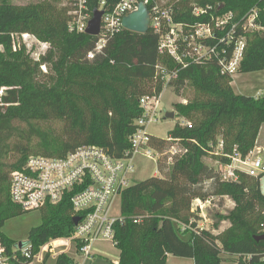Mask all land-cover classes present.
<instances>
[{
  "label": "trees",
  "instance_id": "1",
  "mask_svg": "<svg viewBox=\"0 0 264 264\" xmlns=\"http://www.w3.org/2000/svg\"><path fill=\"white\" fill-rule=\"evenodd\" d=\"M96 1L91 0L93 7ZM195 3L221 8L216 14L232 12L236 21L257 9L264 25V0ZM171 5L177 22L196 25L208 21V16L192 15L191 0ZM25 34L50 44L38 60L17 45L15 37ZM239 34H243L240 28L235 35ZM95 42L94 36L69 31L66 10L55 1L18 6L14 0H0V90L7 89L0 105V246L9 264H31L21 253V243L3 232L8 220L25 213L11 201V174L22 170L32 155L63 157L90 145L102 147L116 159L124 158L135 122L143 113L140 99L163 91L156 74L158 63L176 67L173 60L159 55V37L151 29L145 34L124 29L102 54L89 60ZM262 71L264 32L251 33L237 74ZM232 82L231 75L222 74L218 60H212L181 71L171 83L178 96L187 84L198 94L189 103L175 105L177 114L191 126L177 124L169 136L180 140L188 153L176 158L171 167L162 162L161 177L136 182L123 192L124 222L115 226L118 264H147L156 255L153 240L180 256H187L181 245H194L196 262L203 264H264V241L256 240L264 235V175L240 174L238 181L227 182L206 162L220 143L224 154L236 149L247 156L256 147L264 125V97L238 95ZM52 120L64 123L62 136L54 137L40 126ZM152 144L162 151L171 146L168 140L155 137ZM221 197L234 203L219 219L228 228L219 235L200 231L193 203ZM140 219L150 223L147 229L144 222L135 223ZM183 226L189 229L183 231ZM74 228L69 201L47 206L42 210V224L29 232L27 243L35 253L51 238L69 236ZM178 234L190 237L185 240ZM208 246L211 252L204 251ZM52 264L78 262L64 255Z\"/></svg>",
  "mask_w": 264,
  "mask_h": 264
},
{
  "label": "built area",
  "instance_id": "2",
  "mask_svg": "<svg viewBox=\"0 0 264 264\" xmlns=\"http://www.w3.org/2000/svg\"><path fill=\"white\" fill-rule=\"evenodd\" d=\"M51 1L59 3L66 10L68 29L72 33L86 34L95 12H103L100 34L95 36L94 48L88 54L89 60H94L105 51L110 40L125 29L124 18L144 4L150 15V29L159 37V55L173 60L176 67L170 69L158 63L156 74L163 83V91L140 99L143 113L135 122L136 130L129 138L130 147L124 158L116 159L102 147L90 145L80 147L63 157L32 155L22 170L11 174V201L24 212L42 211L47 206H57L69 201L73 219L80 218L69 236L51 238L35 253L29 243L20 246L22 255L31 260V264L53 262L64 255L74 259H88L98 243L117 246L115 226L123 223L124 218L121 208L120 214H116L114 208L123 192L136 183L137 159L143 157L154 161L160 174L159 166L162 162L171 167L176 158L188 153L180 140L168 138L171 146L163 151L152 144L154 137L150 134L149 127L159 122L164 90L171 88V83L181 71L205 65L212 60H218L223 75L234 77L244 59L249 35L264 32L257 9H252L236 21L232 12L216 14V9L219 11L221 8L201 7L194 3L192 15L208 16V21L191 25L177 22L173 6L164 0H95V7L91 5V0ZM238 28L243 34L237 36L235 34ZM218 32L220 36L217 35ZM32 37L28 34L22 36L26 40ZM42 68L45 69V66ZM6 91V88L0 90V105L3 104L2 98ZM182 125L191 126L187 122ZM223 150L224 144L220 143L216 152L210 154L209 160L215 163L214 167L224 181H238L240 174L253 178L264 175V151L261 148L255 147L245 157L236 149L230 155L224 154ZM221 157L229 162L222 163L219 159ZM216 199L218 198L205 202L196 200L193 203L192 212L200 218V231L206 230L204 225L208 221L207 209ZM142 222L143 219L135 220L136 224ZM182 228L189 229L186 226ZM0 264H9L8 259L3 256L1 246Z\"/></svg>",
  "mask_w": 264,
  "mask_h": 264
},
{
  "label": "rangeland",
  "instance_id": "3",
  "mask_svg": "<svg viewBox=\"0 0 264 264\" xmlns=\"http://www.w3.org/2000/svg\"><path fill=\"white\" fill-rule=\"evenodd\" d=\"M15 4L18 6H25L27 4L37 5L43 3L45 0H14ZM167 3L173 4L179 0H164ZM196 0H191L192 4ZM59 4V3H58ZM60 5V4H59ZM61 6V5H60ZM18 46L22 45L25 48L27 54L31 56L32 59L37 60L44 51L49 47V43H45L36 38L24 39L22 37H15ZM46 72V67L43 69ZM232 87L234 92L238 95H245L249 97H264V71L250 73V74H238L233 78ZM198 96L195 89L187 84L185 88L180 92V96L176 92L175 88H170L164 90L162 94L163 108L159 117V122L152 124L149 127L150 134L159 139L167 140L170 136V132L176 127L177 124L185 123V118L177 114L175 110L176 104H186L194 100ZM175 112L174 118H167V115ZM43 130L51 132L54 137H59L63 135L64 123L60 120H52L44 123H40ZM260 136L264 133V125L262 126ZM53 137V138H54ZM39 155V154H38ZM15 155L11 156L13 160ZM206 162L209 165L214 166L211 160L207 159ZM137 174L135 182H141L152 177H161L158 174V168L154 161L139 157L137 159ZM218 165H216L217 167ZM261 191L264 194V176L261 179ZM121 200L118 199L114 208L116 214H120ZM232 208H234V203L228 197H221L216 199L214 203L207 209V219L204 228L212 232L214 235H219L229 224L227 222H220V216L227 214ZM42 224V211H30L25 212L22 215L16 216L8 220L5 224L3 232L6 236L13 239L17 243L25 245L28 242L29 232ZM150 223L144 222L145 228H148ZM201 223H199L200 225ZM219 226V228H218ZM164 225H162V228ZM217 227V228H216ZM168 227H165V229ZM165 229L161 233L165 232ZM181 238L187 240L189 235L178 234ZM204 251H210L211 247L208 246ZM211 252V251H210ZM176 260L171 262V264H203L200 260L197 262H185L184 260H189L188 256H178ZM172 259L174 257H171ZM120 260V252L118 248L109 243H98L94 246L93 253L90 258L84 259L80 264H117ZM53 262H49L52 264Z\"/></svg>",
  "mask_w": 264,
  "mask_h": 264
},
{
  "label": "water",
  "instance_id": "4",
  "mask_svg": "<svg viewBox=\"0 0 264 264\" xmlns=\"http://www.w3.org/2000/svg\"><path fill=\"white\" fill-rule=\"evenodd\" d=\"M102 16H103V12L100 11L95 12L94 18L90 21L89 27L86 30L87 35L95 37L100 34ZM123 25L126 30L140 34L147 33L150 30V15L148 8L144 4H141L136 12L124 18ZM174 117H175V112L167 115V118H174ZM79 220L80 218L73 219L74 224L77 225ZM256 240L264 241V235L257 237ZM20 246H22V244Z\"/></svg>",
  "mask_w": 264,
  "mask_h": 264
},
{
  "label": "crops",
  "instance_id": "5",
  "mask_svg": "<svg viewBox=\"0 0 264 264\" xmlns=\"http://www.w3.org/2000/svg\"><path fill=\"white\" fill-rule=\"evenodd\" d=\"M237 75L238 74L234 75L233 78H235ZM260 133H261V131H260ZM256 147H259L264 151V133L262 134V136H260V134H259ZM182 230L184 231L183 228H182ZM157 242H158L157 240H153V242H152L153 243L152 245L155 247V250H156V255L153 258L149 259L147 264H171V262H173L174 260H176L178 258V257H175L174 253H171L170 251H168V248L166 247V245H163L160 248L159 244L156 245ZM174 243L177 244V246L179 245L175 241H174ZM193 246L194 245H191V246L181 245L184 253L190 258L189 260H184L185 262H192V261L196 262V255H193V252H192ZM178 256H180V255H178ZM171 257H174V258L172 259ZM75 260L78 262V264H80L81 261L84 262V259L79 258V257L76 258ZM117 264H118V262H117Z\"/></svg>",
  "mask_w": 264,
  "mask_h": 264
}]
</instances>
